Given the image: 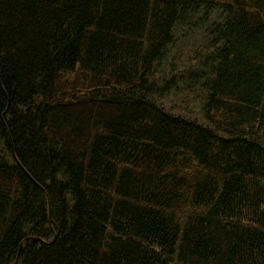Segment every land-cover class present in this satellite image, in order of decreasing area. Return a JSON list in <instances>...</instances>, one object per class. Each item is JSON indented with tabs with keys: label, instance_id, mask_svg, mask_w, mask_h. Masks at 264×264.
Instances as JSON below:
<instances>
[{
	"label": "trees",
	"instance_id": "1",
	"mask_svg": "<svg viewBox=\"0 0 264 264\" xmlns=\"http://www.w3.org/2000/svg\"><path fill=\"white\" fill-rule=\"evenodd\" d=\"M16 260L264 264V0H0V264Z\"/></svg>",
	"mask_w": 264,
	"mask_h": 264
},
{
	"label": "rangeland",
	"instance_id": "2",
	"mask_svg": "<svg viewBox=\"0 0 264 264\" xmlns=\"http://www.w3.org/2000/svg\"><path fill=\"white\" fill-rule=\"evenodd\" d=\"M183 33V34H182ZM177 37L179 38H185L189 39L191 37V41H197L199 38V33L198 32H194L193 34H190V31H185V32H179L177 33ZM188 41V42H191ZM188 44L187 41L181 40L179 44L176 45V47L173 49L172 53H171V59L173 60V62L177 63L180 62L182 64L183 60H185L186 62L184 64L187 63V55H188ZM192 96H185L184 94H174L169 96L168 98H166L163 101V105L167 108H174V110L176 111H183L185 110L186 112H190L193 118L197 117L199 120H201V117L199 116V114L197 113V107H196V103L194 102V100L192 99Z\"/></svg>",
	"mask_w": 264,
	"mask_h": 264
},
{
	"label": "water",
	"instance_id": "3",
	"mask_svg": "<svg viewBox=\"0 0 264 264\" xmlns=\"http://www.w3.org/2000/svg\"><path fill=\"white\" fill-rule=\"evenodd\" d=\"M17 262H18V260H16L14 264H17Z\"/></svg>",
	"mask_w": 264,
	"mask_h": 264
}]
</instances>
